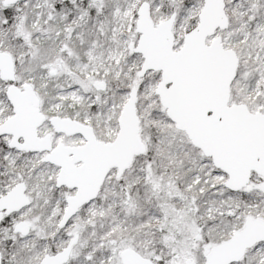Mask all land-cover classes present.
Returning a JSON list of instances; mask_svg holds the SVG:
<instances>
[{"label": "snow or ice", "instance_id": "1", "mask_svg": "<svg viewBox=\"0 0 264 264\" xmlns=\"http://www.w3.org/2000/svg\"><path fill=\"white\" fill-rule=\"evenodd\" d=\"M0 264H264V0H0Z\"/></svg>", "mask_w": 264, "mask_h": 264}]
</instances>
